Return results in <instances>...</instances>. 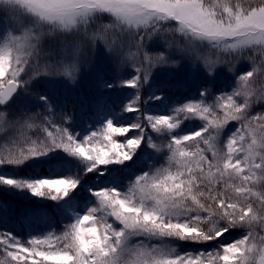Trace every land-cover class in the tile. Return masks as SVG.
Listing matches in <instances>:
<instances>
[{
  "label": "snow or ice",
  "instance_id": "obj_1",
  "mask_svg": "<svg viewBox=\"0 0 264 264\" xmlns=\"http://www.w3.org/2000/svg\"><path fill=\"white\" fill-rule=\"evenodd\" d=\"M101 45L115 77L78 132L34 82L76 84ZM181 60L234 86L172 105L153 70ZM120 89L117 112L104 93ZM137 164L126 183L113 175ZM0 188L68 221L29 237L0 227V264H264V0H0Z\"/></svg>",
  "mask_w": 264,
  "mask_h": 264
},
{
  "label": "trees",
  "instance_id": "obj_2",
  "mask_svg": "<svg viewBox=\"0 0 264 264\" xmlns=\"http://www.w3.org/2000/svg\"><path fill=\"white\" fill-rule=\"evenodd\" d=\"M92 48H85L84 60L85 64H89L93 61V55L91 52ZM158 50V49H153ZM54 58L56 55L54 53ZM176 58V56L174 57ZM113 60H111L105 66L101 68V79L109 78L113 79L115 77V73L113 71ZM127 71H131V69H127ZM189 76H191L189 74ZM160 80V81H159ZM160 84L166 85V93L171 100H177V102L183 101L185 99H191L196 97L197 88L203 84L209 87L216 95H219L221 92L231 91V88L234 86L233 79L230 76L225 79V86L221 87L218 84H213L210 78L207 76H203L202 74H197L193 78H189L188 75L184 72L179 76H171L165 78L164 76L159 77ZM178 82V84H175ZM35 87L33 88L34 92H44L48 91L47 94L51 96L54 101V107L56 111L59 112L63 110L69 115L73 116V124L74 129L76 131L83 129L86 127L85 118L83 117V110H81L78 105L76 98L72 96L69 92V89L63 85H57L56 87H52L47 82H39L34 83ZM221 87V88H219ZM129 89H120L117 90V95L114 97L116 99H112L111 102L114 103L116 110L119 112V105L122 101H125V96ZM93 102H89V106H87L88 110L92 109ZM19 105H14L13 109H17ZM39 109L32 108V111H37ZM259 111V106L256 108ZM195 125L193 123H187V128L191 129ZM147 153L143 155V159L146 158ZM139 164L130 166L128 169H124L121 171H114L113 175L117 178V180L123 181L126 183V178L130 171H134ZM46 165L44 163H36L33 164L30 168L25 169L26 173H31L33 170L36 172H41ZM110 179V178H108ZM91 180L89 181V183ZM35 207H46L51 219H41V218H26L24 215V211L26 209H31ZM0 208L7 210L6 217H0V222H6L3 228L12 229L16 233L20 234L22 237H29L31 234H39L41 231H48L49 224H51L52 230L60 231L64 224L68 223V221L64 218L65 214L59 213L55 209V202L50 201H41L37 198L32 197L30 194L26 192L20 191H11L7 190V188H0ZM188 248H200V245H187Z\"/></svg>",
  "mask_w": 264,
  "mask_h": 264
},
{
  "label": "rangeland",
  "instance_id": "obj_3",
  "mask_svg": "<svg viewBox=\"0 0 264 264\" xmlns=\"http://www.w3.org/2000/svg\"><path fill=\"white\" fill-rule=\"evenodd\" d=\"M58 47H59L58 44H54L53 52L55 53L56 58H54V54H53V57H52L53 59H59ZM100 47H102V45L98 46L97 48L91 49V52L93 55V61L89 64H85V67L82 71V74L80 75L78 82L76 84H72L67 79L59 77V76H46V77L39 78V80H44L45 82L49 83V85L52 87H56L57 85L69 86L70 90L72 92H76V89L79 88L78 93H77V100L81 101L82 99L86 98V100H89V102L90 101L93 102L95 97L97 96V94L99 92V85L98 84L100 83L101 68H102V66H105L106 64H108L111 61V59L105 53H102L100 51ZM175 59H180L179 55H176ZM182 72L186 73L190 79L193 78L194 76H196L197 74H202L203 76H207L205 74V72L199 71L197 69V66L194 62L188 61V60H181L178 65L161 66L157 69H154L153 70L154 83L159 85L157 82L160 81L159 80L160 76H164L165 78L171 77L172 75L173 76H179V75H181ZM189 74L191 76H189ZM230 76H231V74L229 72H227V70H225L224 72H221L218 75H216L214 78H210V80L212 81V85L218 84V86L221 85V87L222 86L224 87L225 81H226L225 79L229 78ZM157 80H159V81H157ZM221 87H219V88H221ZM131 92H132V90H130L128 92L127 96L130 95ZM115 93H116V91L105 92L104 95L105 96H114ZM168 103L175 105L176 102H175V100L174 101L168 100ZM27 107L32 109V107H33L32 103L31 102L27 103ZM152 107L157 111L160 110L159 107L155 105V103L153 104ZM83 109L85 110L83 117L86 118L87 125L92 124V120L89 119V117L92 116L93 114L86 111V109H87L86 105H83ZM124 118L127 119L128 117L125 116ZM86 129H83V130L78 131V132L86 131ZM146 158H147V155H146ZM93 182H90V184ZM100 182L104 183L105 181L102 180ZM7 215H8L7 210L0 208V217L1 216L5 217ZM3 223H6V222H0V227H4L5 224H3ZM55 231H57V230H55ZM57 232H59V231H57ZM236 235H237V233H233L232 237H226V238L232 239Z\"/></svg>",
  "mask_w": 264,
  "mask_h": 264
}]
</instances>
